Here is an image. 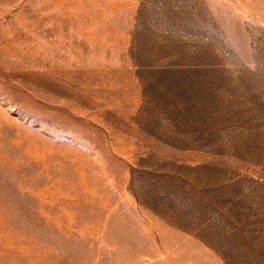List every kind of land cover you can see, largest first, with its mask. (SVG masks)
Instances as JSON below:
<instances>
[{
    "label": "rangeland",
    "instance_id": "obj_1",
    "mask_svg": "<svg viewBox=\"0 0 264 264\" xmlns=\"http://www.w3.org/2000/svg\"><path fill=\"white\" fill-rule=\"evenodd\" d=\"M0 264H264V0H0Z\"/></svg>",
    "mask_w": 264,
    "mask_h": 264
}]
</instances>
